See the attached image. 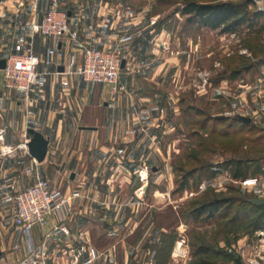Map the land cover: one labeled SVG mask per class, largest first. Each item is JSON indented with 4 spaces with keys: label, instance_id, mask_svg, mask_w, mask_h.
Wrapping results in <instances>:
<instances>
[{
    "label": "rangeland",
    "instance_id": "1",
    "mask_svg": "<svg viewBox=\"0 0 264 264\" xmlns=\"http://www.w3.org/2000/svg\"><path fill=\"white\" fill-rule=\"evenodd\" d=\"M230 1H250L249 10L264 12V0ZM114 5L120 11L116 19L120 29L129 27L131 31L143 22L154 33L161 32L158 42H166L167 49L164 55L160 53L163 68L159 80L144 87L146 95L153 96L157 113L145 115L146 128L135 131L140 141L136 155L146 151L150 156L139 159L138 155L135 169L128 175L145 189L131 192L128 187L116 195L119 199L109 200L126 208L123 218L130 221L121 218L114 229L99 227L105 240L113 236L126 241L136 264H264V235H260L264 232V207L247 204L254 198L264 200V17L224 32L187 22L178 10L181 0ZM127 7L136 14L121 16ZM238 115L249 117V123L242 124ZM230 159L253 161L247 177L257 176L258 182L243 185V178H234L224 168L213 177H201L195 171L201 165ZM103 165L108 177L105 184L124 182L127 164L113 159ZM254 166L259 168L256 173ZM186 176L188 185L181 189ZM213 198L234 200L229 215L222 218L216 213L212 218L194 220L193 208ZM137 203L139 207L133 211ZM11 209V203H0L6 232ZM158 224L167 229L165 239L152 229ZM150 232L156 234L154 241ZM177 240L182 242L175 253L183 252L184 247L185 254L174 258ZM145 244L150 245L148 254L142 248Z\"/></svg>",
    "mask_w": 264,
    "mask_h": 264
},
{
    "label": "crops",
    "instance_id": "2",
    "mask_svg": "<svg viewBox=\"0 0 264 264\" xmlns=\"http://www.w3.org/2000/svg\"><path fill=\"white\" fill-rule=\"evenodd\" d=\"M135 1L58 0L59 9L67 11L75 19L74 27L78 34L76 40L64 35L56 42L53 36L30 34L31 20L41 15L48 0H0V59L13 53L15 44L29 43L38 56L36 70L44 74L43 83L29 94L7 89L0 80V126L6 129L5 143L16 144L25 138L30 139V129L48 140L45 157L37 161V165H34L32 156L22 151L13 157H0V203H3L1 199L4 196L14 195L28 187L35 173L43 176L56 174L55 185L69 197L70 209L66 213L55 210L49 215L46 227L35 225L32 228L37 253L46 255L47 264H69L64 251L73 239L61 232L45 236V229L52 231L61 223L72 234L77 230L85 231V240L96 254L91 264H136V256L128 251L126 241H118L113 236L105 240L104 230L99 228L114 229L121 218L123 222L130 221L123 218L126 208L110 204L111 198L114 202L118 194L128 187L131 192L137 188L145 189V185L136 186L128 175L130 170L133 173L138 158L150 156L146 151L143 155L138 154L139 157L136 155L135 149L140 146V141L135 131L146 128L145 115L157 113L154 98L146 95L144 87L159 80L163 68L159 57L161 51L164 55L167 46L166 42H158L161 32L154 33V29L146 27L145 23L143 26V22L131 31L129 27L120 29L116 20L120 11L114 4ZM133 14L136 13L127 7L121 16L131 17ZM125 36L130 38L124 40ZM86 45L119 50L125 60L120 74L123 90L113 93L107 85L90 86L77 78L76 70L82 62L80 48ZM49 53L50 62L47 61ZM71 56L75 58L74 64L71 71H67ZM113 159L127 164V174L124 173L126 177L122 175L124 182L110 186L109 182H106L108 185L104 183L108 177L103 172V164ZM110 189L114 192H109ZM73 191L78 195L71 196ZM147 206L152 214V204ZM138 207L137 203L132 210ZM11 215L12 209L8 232L0 220V264H15L26 254L22 241L17 248L13 247ZM131 217L136 218V215ZM153 228L167 233L161 224ZM155 237L156 234L153 236L150 232L151 241ZM181 242L177 240L173 247L174 258L185 254L183 246V252L175 253ZM149 246H142L148 250L147 254L150 253Z\"/></svg>",
    "mask_w": 264,
    "mask_h": 264
},
{
    "label": "built area",
    "instance_id": "3",
    "mask_svg": "<svg viewBox=\"0 0 264 264\" xmlns=\"http://www.w3.org/2000/svg\"><path fill=\"white\" fill-rule=\"evenodd\" d=\"M74 22L75 19L70 14L68 15L67 11L59 9L58 0H48L41 15L35 16L31 20L30 34L53 36L56 42H59L64 35L76 40L78 32L74 27ZM129 38L130 36H125L123 39ZM13 50L14 52L5 58L4 67L0 69L2 84L7 89L18 90L24 94L34 92L44 81V74L36 70L38 56L29 43H17ZM80 54L82 62L76 70L78 79L90 86L94 84L107 85L113 93L124 89L120 83L122 58L116 49H99L86 45L81 46ZM74 60V56H71L66 65L67 71H71ZM47 61H51L50 53L47 56ZM5 134L6 129L0 126V157H13L18 151L28 153V138L20 140L16 144H7L5 143ZM32 160L34 165H37L35 158ZM55 180L56 174L43 176L35 173L34 180L28 187L1 199L3 203H11L12 206L13 247L17 248L19 241H22L25 248V256L15 264H47L46 255L37 253L38 246L34 243L32 228L35 225L46 227L49 215L55 210L66 213L70 209L69 197L57 188ZM258 180L257 176H249L242 179V184L254 185ZM77 195V191L71 193V196ZM60 232L73 239L71 245L64 251L69 264H91L94 261L96 254L85 240L84 230H77L75 234H72L69 228L61 223L55 226L52 231L45 229V236ZM260 235L263 236L264 232Z\"/></svg>",
    "mask_w": 264,
    "mask_h": 264
},
{
    "label": "trees",
    "instance_id": "4",
    "mask_svg": "<svg viewBox=\"0 0 264 264\" xmlns=\"http://www.w3.org/2000/svg\"><path fill=\"white\" fill-rule=\"evenodd\" d=\"M251 2H232L230 0L222 1H207L200 2L197 0H181V7L178 8L181 15L186 16L187 22L194 23L197 27H208L211 29L221 28L224 32L234 31L239 26L244 24H252L254 21L264 17L262 11H251L248 6ZM237 119L240 120L237 116ZM242 124H247L240 120ZM254 165L253 161L242 159H230L218 164L201 165L197 170L201 177H213L221 168L230 171L234 178H245L251 166ZM194 171V172H195ZM259 171L258 166H254L253 173ZM187 176L183 177L180 182L181 189L186 187ZM234 200L230 198H213L206 202H202L192 210V218L198 220L201 216L212 218L216 213L223 218L227 217L231 212ZM247 204L253 207H264L262 204H253L247 200ZM221 210L224 211L220 212ZM162 238L165 239L167 233H161ZM196 264H202L197 262ZM207 264V263H203Z\"/></svg>",
    "mask_w": 264,
    "mask_h": 264
},
{
    "label": "water",
    "instance_id": "5",
    "mask_svg": "<svg viewBox=\"0 0 264 264\" xmlns=\"http://www.w3.org/2000/svg\"><path fill=\"white\" fill-rule=\"evenodd\" d=\"M68 15H69V13H68ZM4 65H5V59H0V69L3 68ZM124 65H125V60L122 59L121 65H120L121 69L124 67ZM238 118L242 121H245V122L250 121V118L246 117V116L238 115ZM82 128H89V127L83 126ZM29 133H31V138L29 139V141L27 143L28 153L30 156L35 158L36 161L40 162L44 159L45 154L47 152L48 140L42 134H40L39 132H36L32 129L29 130ZM72 177H73V175H72ZM250 202L253 204H262V203H264V200L259 199V198H254V199H251ZM236 261H238V260H236Z\"/></svg>",
    "mask_w": 264,
    "mask_h": 264
}]
</instances>
